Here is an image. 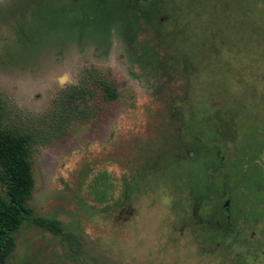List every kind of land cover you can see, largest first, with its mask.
<instances>
[{"label":"rangeland","instance_id":"rangeland-1","mask_svg":"<svg viewBox=\"0 0 264 264\" xmlns=\"http://www.w3.org/2000/svg\"><path fill=\"white\" fill-rule=\"evenodd\" d=\"M0 118L61 228L6 264H264V0H0Z\"/></svg>","mask_w":264,"mask_h":264},{"label":"trees","instance_id":"trees-1","mask_svg":"<svg viewBox=\"0 0 264 264\" xmlns=\"http://www.w3.org/2000/svg\"><path fill=\"white\" fill-rule=\"evenodd\" d=\"M111 98H116L115 92L112 93ZM220 120L221 139L215 142L218 146L233 141L237 129V123L233 118ZM218 146L216 149L220 153ZM30 155L28 142L22 137L4 132L0 118V171L2 181L7 188L6 194L0 197V264H6L8 257L15 251L16 235L28 221L33 220L36 225L56 234L61 233L57 223L33 217V211L27 204L34 185ZM216 160L220 161L219 157ZM224 207H219L220 210L216 209L217 219L221 218L218 214L222 209L224 210ZM219 223L220 221L217 225L220 226ZM214 225L217 226L216 222Z\"/></svg>","mask_w":264,"mask_h":264},{"label":"flooded vegetation","instance_id":"flooded-vegetation-1","mask_svg":"<svg viewBox=\"0 0 264 264\" xmlns=\"http://www.w3.org/2000/svg\"><path fill=\"white\" fill-rule=\"evenodd\" d=\"M148 1H149V0H146V1H138V3H139V4H148ZM199 209H201V208H199ZM212 215H217L215 209H214L213 211L210 210L209 212H207L206 216L203 217V218H204L203 221L206 222V223H208L209 225H214V224H213L214 222H210V221H208L209 218H210ZM227 222H228V221H227Z\"/></svg>","mask_w":264,"mask_h":264},{"label":"water","instance_id":"water-1","mask_svg":"<svg viewBox=\"0 0 264 264\" xmlns=\"http://www.w3.org/2000/svg\"><path fill=\"white\" fill-rule=\"evenodd\" d=\"M138 1H146V0H138Z\"/></svg>","mask_w":264,"mask_h":264}]
</instances>
